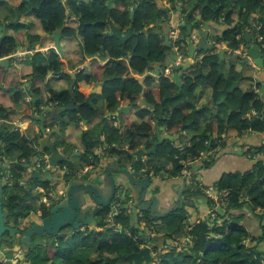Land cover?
Returning <instances> with one entry per match:
<instances>
[{
    "label": "trees",
    "instance_id": "obj_1",
    "mask_svg": "<svg viewBox=\"0 0 264 264\" xmlns=\"http://www.w3.org/2000/svg\"><path fill=\"white\" fill-rule=\"evenodd\" d=\"M117 1L121 4L120 8L110 10L107 9L105 0H68L65 3L62 0H30L26 3L29 5L28 7L22 4L19 9L22 12H27L31 9L34 15L40 19L42 28L47 34H51L65 25V19L68 17L67 13L78 21L77 25H66L62 31V38H80L81 62L90 59L88 66L85 67V71L78 75L77 80L90 82L92 78H95L97 82L103 83L102 94L112 110H115L119 106L121 99L127 100V102L136 100L142 91L140 79L144 78L143 83L147 89L145 96L149 103L156 107V111L152 115L151 120L141 121L137 125L132 123L128 125L127 139L135 140L132 151L139 147L146 134L154 130V124L151 122L154 119H159L160 124L167 129L168 133L172 131H178L177 133H179L184 128H189L192 133L194 130L197 131L199 129L201 122L208 121L206 130L200 136L193 133L192 135L186 134V136L182 134L183 138L191 137L186 140V145H182L181 148L175 147L170 142H166L164 146H161L157 157L164 160L159 163L153 160V162L149 163L148 173L153 172L154 174H158L163 172L170 177H177L184 170H188L186 165L188 163H196V167L192 166L191 168L197 169L198 166L202 169L206 168V162H199L202 159L201 152L207 149L208 151L217 150L215 148L223 140L222 136L224 134L227 137L232 131L237 136L243 135L246 131L264 132V121L259 119L263 116L264 103L262 100L253 89L244 91L236 86L229 88V85L232 86L230 81L237 83L242 79L241 73L236 71L234 62L229 65L228 73L225 75L222 69V65L224 64H218V55L208 54L201 61L197 62L198 70L193 72L194 79L184 78L183 88L182 90H178L169 76L165 74V70L167 69L165 66L166 55L170 49L165 45L164 39L160 35L158 23L162 21L166 12L156 8L154 4H151L149 7L141 4L135 11L134 20L132 21L130 11L128 10L131 3L128 0ZM197 8L198 6L191 8L190 14H193L190 17L191 19L194 18ZM185 12H188V9L183 10V13ZM210 17L214 19V8L211 10L205 9L203 12V18L208 19ZM107 19H111L112 23L120 26V28L128 29L130 26H133L135 32L138 33L125 45V50L131 57L129 63L124 59L122 45L118 38L106 32V23L104 21ZM149 24H154V26L147 29ZM18 27L19 25L14 28L17 29ZM144 29H147V34L142 33ZM261 33L264 37V33ZM240 34V29L235 25L233 29L231 28V30L225 33V36L220 41L224 42L229 48L238 49L242 43V40L237 38ZM15 46V38L12 35H7L0 45V58L13 53ZM263 52L264 49H262ZM47 54L45 56L46 54L36 51L35 58L31 60L33 71L29 76L30 81L32 79L30 89L35 94L40 92L39 88L35 87L34 84L36 79L43 81L50 71L56 75H60L63 70L59 54L55 50L53 51V49ZM106 57L108 59L104 61ZM244 59L248 58L238 57L236 64L241 61L243 62ZM157 64L161 67L160 75L158 77H145V73L150 70L153 71L154 66ZM2 75L3 70L0 67V77ZM128 76L131 78L128 80L123 79V77ZM212 84H215L221 90L217 105L214 107V114H211L205 106L199 108L196 106L198 91L205 86L211 88ZM257 85L259 86V84ZM20 86L22 85L13 83L10 80L7 89L12 92V100L23 105L24 121H29L31 105L29 104L30 107L25 105ZM223 90L227 92L225 93ZM48 93H50V99L59 100L61 106L68 102L77 103L76 100L78 99L85 100V96L78 93L71 94L69 90L56 93L48 89ZM39 106L40 103L37 104L38 108ZM79 106L82 117L88 121L94 120L97 110L87 100L81 102ZM251 111H256L258 118L249 117L248 114ZM134 113L142 120L146 119V115H149L147 110H143L138 106L134 107ZM225 113H228L226 117L223 115ZM0 118L7 121H16L19 119V115L0 105ZM4 126L0 127L3 129V133L0 130V140L2 142L0 150H4L3 154L15 152L18 156L16 163H13L12 166V181L14 183L10 187H4L3 209L9 213V216L16 218L15 210L22 201L21 191L23 186L20 185V182L23 178V163L21 161L28 162L36 154L34 143L37 133H32L31 137H23L18 131L4 129ZM111 128L110 142L113 143L116 141V130L113 127ZM134 132L137 133L134 134ZM92 133L86 134L88 142L90 141V148L97 144ZM213 135L214 141L212 140L209 145L208 142L210 138H213ZM263 147L264 145L257 147L256 153L264 152L262 151ZM93 155L91 151L87 156V162L90 165L92 163L88 159L89 156ZM3 157L5 158V156ZM3 157L1 158L4 160ZM198 159L200 160L198 161ZM257 172L262 176L264 168H259ZM248 173L254 174L255 172ZM228 176V178L223 181L221 180L216 186L218 191L227 192L226 196L228 200L223 206L224 212L220 214L221 218L214 220L213 227H210L207 221L204 220L193 225V227L187 228L186 224L188 222L184 207H181L176 213H171L161 219L160 229L165 235L162 239L176 238L175 235L181 234L177 238H186L188 241H186L187 244L183 248V256L178 257L175 249L172 252L160 254L157 264H264V251L260 250L259 246L246 244V241L252 237L241 224V220L246 214H234V210H242L245 204L251 206L253 211L258 207L264 208V194L253 193L259 191L260 189L258 188L261 187L257 186L251 189L250 185L252 183L249 180L252 177L251 175H247L243 180L240 176L236 177L237 174ZM235 177L236 180L238 179L236 190L229 185V181L235 180ZM192 178L195 181L196 175L192 176ZM241 181H245L244 183L249 185V189L248 186L247 189L249 194L253 195L250 200L252 202H247L246 198L242 201L244 196H242L241 191L244 187L241 185ZM200 189L196 184L193 185L185 197L190 199L193 196H199V193L203 194L201 191L203 189ZM11 190H15L17 194L11 192ZM208 202H210V207L213 209V201L208 199ZM123 214L126 213H122V218L118 220H121L125 227H127L129 221ZM259 217L263 219L264 215H259ZM173 225L178 226L175 230L173 229L174 232L170 229L173 228ZM190 228L191 230H188ZM156 231L157 233L160 232ZM124 235L126 236H116L114 239H106L108 242L106 246L101 245L107 236L92 239V246H89V248L90 251L91 248H96L99 256L97 260L91 258L83 260L78 254H73L71 249L74 248L70 247L68 250V264H128L127 261L121 258V255L139 251V244L133 246L137 242H134L132 239V237L137 236V230H133L132 237L127 234ZM262 238L260 237V239ZM251 239L253 242L256 241V243L258 241L255 237ZM113 242L115 246H112L111 243ZM125 248L126 253H122V250ZM158 252L160 253L161 251ZM76 257L80 261L76 262ZM43 262L44 259L41 264Z\"/></svg>",
    "mask_w": 264,
    "mask_h": 264
},
{
    "label": "water",
    "instance_id": "obj_2",
    "mask_svg": "<svg viewBox=\"0 0 264 264\" xmlns=\"http://www.w3.org/2000/svg\"><path fill=\"white\" fill-rule=\"evenodd\" d=\"M191 8L188 12L183 13L180 10V14L177 17L178 24L171 26L170 29L177 30V38L173 39L171 30L168 28V33L165 34L166 46L170 49L166 55L165 66L169 70V78L178 88L182 90L183 79L188 77L194 79L193 72L197 71V62L201 61L203 56L201 52L214 54V51L218 54L219 60L218 64L235 63L238 61V57L243 56L252 61L255 67L258 69H264V57L261 56L262 49H264V37L258 36V33H264V2L259 4V8L252 10L248 15L246 21H241L238 19L234 21V26L237 25L240 29L241 34L237 38L242 40L238 49H232L231 47L222 46L223 42L214 44L212 37L214 33H211V25L209 19H205L201 16H194L190 14ZM237 14V13H236ZM132 19L134 11H131ZM20 13H17V18L14 22L2 23V34L0 36V45L2 40L8 35L7 26H16L19 24ZM213 19V18H212ZM110 34L117 37L122 45V52L125 54V44L133 36L138 35L135 32L133 26L129 30L122 34V29L116 27L114 24L109 23ZM169 26V25H168ZM65 25L58 28L56 31L50 34L51 40L54 42V49L56 53L63 58V48L61 45L62 31ZM145 30L142 31L144 33ZM182 32L184 33L181 36ZM180 41V44H179ZM182 46V47H181ZM231 55L228 57L227 55ZM263 54V53H262ZM14 58L4 57L0 59V67L8 68L9 61ZM160 65L155 66V74L147 73L145 77H158L160 75ZM166 71V70H165ZM64 73L69 74L75 82L76 74L75 72H69L67 69ZM143 79L140 82L143 83ZM212 101L214 107L217 105L219 95L221 90L217 88L215 84H212ZM25 92L30 96V120L32 122H37V132L35 148L37 151V157L44 156L40 160L44 164H47L48 174L45 173V169H34V162L28 164H23L22 176L23 183L30 184L28 190H26V196L23 198V205H27L30 201L38 198L37 195H33L32 191L36 187V183L45 184L49 180L48 176L56 173L61 164H66L72 162L71 157L79 156L76 151L72 150L70 145L64 146L63 144L59 147V143L53 141L54 135H59L61 133L60 124V114L55 108H52L51 104H46V100L35 94L29 87L28 83H25ZM223 92H227L223 90ZM44 103V107L39 113L37 104ZM137 105L142 109H145L147 102L144 97V90L141 92ZM151 113H155V106H147ZM206 107H209L208 105ZM70 110V106L67 107ZM122 109L120 112H123ZM117 114H113L116 117ZM49 116L50 119L56 122V128L48 130L46 125V117ZM154 130L146 134L139 147L125 154H115V153H101L99 156L94 153L93 156H89V162L92 163L91 169L87 172H81L79 174H72L66 179L64 176L68 175V172L63 175L62 179L59 181L60 192L53 191L51 196V201L46 205L45 212L47 215L44 216V212H38L35 214L34 211H30L28 215L30 216V221H34L36 215L39 216L38 221L41 224H32L27 228L26 232L22 235V243L29 245V241L35 235L41 237H49L54 235H60L61 237L67 238L69 235L64 233L59 234V230L65 229L67 227L73 226L74 228L79 227L78 224H86L89 226H95L99 218L98 214L105 209L118 208L119 211L128 210L132 215V223L136 228H138L140 236L145 235L148 237L149 230L144 228L139 224V217H145L150 221H154L156 218H163L170 215V212L176 211L181 205L184 207H189L193 204L192 198L183 197V193L177 192V199L180 206H174L171 204L169 207L163 210L160 208L161 198L156 192L157 186H155L154 178L162 173L154 174L153 172L148 173L149 166L148 163L156 160L157 163L163 161L164 159H159L157 156L159 154V148L164 146L166 142H170L177 148L176 142L179 137L183 134V130H180V135L177 134H164L162 131L167 130L164 126L160 124L159 119H154ZM213 138H210L208 144L212 142ZM207 152L203 153L202 161H205ZM38 160V159H37ZM258 164V162L256 163ZM188 170H184L182 175L186 174L187 177L195 176L198 169H202L200 166L196 168V163L186 164ZM73 167H79L75 164ZM196 169V170H195ZM0 175H1V165H0ZM48 175L47 178H44ZM258 175V172H256ZM50 177V176H49ZM179 177V176H178ZM258 177V176H257ZM190 188L195 185V181L192 178L190 180ZM22 183V182H21ZM54 184V181H50ZM4 187L2 179L0 178V251L2 247V237L8 232L13 238L14 242H17L16 233H19L17 228H10L6 226V221L8 217V212L3 209V196ZM160 195V194H159ZM163 203V202H162ZM164 205V204H163ZM98 211V212H97ZM19 209L16 210V213ZM42 213V214H41ZM170 213V214H169ZM259 213V212H255ZM264 214L263 212H261ZM207 224L213 227L214 224L210 222V216H207ZM29 220V219H28ZM148 244L142 248L139 252H132L126 255H121V258L128 262V264H153L154 258L150 252V246L155 244L148 238ZM144 242H147L146 240ZM30 247V246H26Z\"/></svg>",
    "mask_w": 264,
    "mask_h": 264
},
{
    "label": "flooded vegetation",
    "instance_id": "obj_3",
    "mask_svg": "<svg viewBox=\"0 0 264 264\" xmlns=\"http://www.w3.org/2000/svg\"><path fill=\"white\" fill-rule=\"evenodd\" d=\"M29 1L30 0H20L19 4L15 7H13L14 12H15V18L11 22H14L16 20L18 12L20 13V18H21V14L26 13V12H22V10H20L19 7L22 4H25V7L26 6L28 7L29 5L26 3ZM67 1L68 0H62L63 3L67 2ZM128 1L131 3V6L128 9L130 11V15H131V11H134V15H135V11L137 10V8L141 4H144L146 7H149L151 4H154L156 8L166 12L164 14V17L162 16L163 17L162 21H159V23H158V27H160L159 28L160 29V35L164 39L165 45H166L165 34L168 33L167 32L169 29L168 25H171V23H172V18L170 16V14H171V11H173L175 9H181L183 11L185 9L194 8V7L198 6V8L195 11V16L196 17L197 16L203 17V12L205 9L211 10L214 8V19H212L211 17H210L211 19L210 18H208V19L214 21V27L211 26L212 28H211L210 32L214 33V37H212L214 44H218L219 42H222V41H220V39H222L225 36V33L227 31L231 30L232 26H234L233 20H232V16L234 14L237 13L236 14L237 15L236 21L238 19H240L241 21H246L248 15L252 12V10L259 8V4L264 2V0H180V1L128 0ZM254 1L257 2V5H256V7H252L250 9V5ZM105 4H106L107 9H109V10L120 8V5H121L117 0H105ZM67 11H69V10H67ZM67 15H68V17L65 19V26L68 25L73 18V17H70V15L68 13H67ZM20 18H19V24H20ZM131 20L132 21L134 20V19H132V15H131ZM104 22L106 23V32L108 34H110L111 30H110L109 23H112V20L107 19ZM112 24H114V23H112ZM11 26H13V25H11ZM152 26H154V24H149L147 26V29L151 28ZM13 27H15V26H13ZM116 27L120 28V26H118V25ZM129 28L124 29L121 27L122 34H125L129 30ZM164 28H168L167 31H166V29L164 31L163 30ZM147 29H144L145 32L143 34H147V31H146ZM183 34L184 33L182 32L181 36H183ZM261 34L259 33L258 36H261ZM222 46H227V45L224 44V42H223ZM63 54H64V52H63ZM122 54L125 56L124 59L126 60V62L129 63L130 58H131L130 55H128L127 52L125 54L122 52ZM214 54H217V53L214 51ZM207 55H208V53L201 52V56H203V58ZM240 57H243V56H240ZM63 58H64V56H63ZM107 59L108 58H106L105 61H107ZM222 64H224V65H222V69H223V73H224V70L226 68L228 71L229 65L231 63L224 62ZM155 66H154L153 71L150 70V71L146 72L145 75L147 73L155 74ZM218 67H217V69H218ZM62 69L63 70L61 71L60 75H56L54 73H53V75L58 79V81H64L66 83V85L63 87H60V85L49 87L47 85V83H44V81L46 79V78H44L43 81L41 82V86L38 87L40 92L37 95L43 97L46 100V104H51L52 108H55L57 110V112L60 114V121L57 123L60 124L61 133L59 135H54L53 141L55 143H59V145H58L59 147L62 144L64 146L70 145L72 147V150L76 151L79 154V156H75L74 157L75 160L70 162V163L61 164L59 166L58 171L52 175H49L50 177L48 175H45L44 178H47V176H48L50 181H54V184L50 183V181H48L45 184L36 183V187L34 188V189H36V191H32V194L34 196L37 195V197H38L37 199H38L39 204L37 205V208L35 209L34 213L38 214L39 211L40 212L43 211L44 216L42 218H44L47 215V213L45 212L46 205H48L49 202L51 201V196H52L53 191H56V192L61 191L60 190V184L61 183L59 181L62 179L63 175H65V173L68 172V175L64 176L66 179H68L67 177H70L72 174L74 175V174H79L81 172H87L92 168L91 167L92 165H90L87 162V156L91 151L94 153L96 151V153H97V151L100 150V153L105 152V153H115V154H118V153L125 154L127 151H130L128 153L132 152V146H133V143L135 140L127 139L128 138L127 127L131 123L136 124V125L138 124V122H136L135 119L136 118L139 119V116H137L134 113V107L138 106L137 102H138L140 94L143 90H144V97H145V100L147 102V106H153L149 103V101L147 100V98L145 96L147 89L145 88L144 83H141L142 91L140 92V94L136 100L127 102V100L121 99L119 106L115 110H112L109 107V103L107 102V100L103 97V94H102V90L104 87L103 83L100 82L101 83L100 92L99 93L98 92L93 93L90 91L89 88L84 89L82 87L83 82H85L87 84L86 81H84V80L78 81L77 80L78 75L81 72L85 71V67L79 68L78 70L73 71L76 74V78H75L74 83H72L73 78L69 74L64 73V70L67 68L63 66ZM227 73L228 72H226L224 74L227 75ZM147 77H150V76H147ZM129 78H131V77L130 76L123 77L124 80H128ZM48 89H51L52 91H54L56 93H60L61 91H64V90H69V92L71 94L78 93L79 95L85 96V100H87L89 102V104L95 110H97V112H96L97 115L94 118V121H98L97 122L98 130L96 128H94L92 131H90L89 130L90 121L86 120L81 115L79 104H81V102H83V101L85 102V100H79L78 99V100H76L77 103L68 102L67 104L61 106L59 100H51L50 99V93H48ZM44 105H45L44 103L40 104L39 108L44 107ZM68 106H70V110H67ZM147 106L143 110H147L149 115H146V119H143V120L141 119L142 122L144 120L147 121V120L152 119L153 113L150 112V109ZM122 109L124 111L120 112ZM40 110L41 109H39L37 112L39 113ZM113 114H117L116 117H113ZM111 121H112V124L111 125L108 124ZM29 122L34 123L31 120H29ZM22 124L23 123L18 124L19 128L18 127H17V129L14 128L15 130L13 129V131H18L21 136L25 137V135H23L20 131V128H21L20 126H22ZM35 125H36V127H38L37 122ZM46 125L48 127V130L49 129L50 130L55 129L57 127L56 122L54 120L50 119L49 116L46 117ZM111 127L115 128V130H116V141L113 143L110 142V136H111V131H112ZM74 132L77 136H75ZM89 132H93L92 134L94 135V138L97 141V144L92 148H90V141L88 142V140L86 138V134H89ZM136 133L137 132H134V134H136ZM162 135H164V134H162ZM37 136H38V133H37ZM0 142H1V140H0ZM76 142L78 143L77 144L78 146L75 147ZM34 144H37L36 138H35ZM261 155H264V152H262ZM37 156L38 155H37V151H36V154L28 162H25V161H21V162L23 164H28L30 162H34V166H33L34 169L35 168L38 170L45 169L46 170L45 173L48 174L49 171H47V169H46L47 164H44L43 161L40 160L45 155L40 156V158H38ZM0 157H3V156L0 155ZM258 159H261V158H258ZM71 160L72 159H70V161ZM16 161H17V159L9 162V161H7V158L5 156L4 160L0 162V165H1L0 178L2 179L3 187H5V186L10 187L13 185L14 182L12 181V178H13L12 166H13V163H16ZM260 162L263 163L264 161L260 160ZM75 164H77L79 167H73ZM263 168H264V165H263ZM7 171L9 172V181L4 180ZM256 177L259 180H263L261 182L264 183L263 175L261 176L258 173V175H256ZM22 180H21L22 183L19 181L20 185L23 186V189L21 191L22 201L19 203V207L17 208V209H19V212L16 213L17 209L15 210V214L18 215V217L15 218V217L9 216V213H8V217H7V221H6L7 227L17 228L19 230V233H16V236L18 237L17 242L10 244L6 247L7 248H13V246H16L15 249H17V250L21 249V247H19L17 243L19 242V243L23 244L22 243V238H23L22 235L26 232L27 228H29L33 223L38 224V225L41 224V221H38V218H39L38 215H36L34 221H30V216L28 215V213L31 211V208L30 209L28 208V204L21 206L23 204V198L26 196V190H28L30 187V184H25V183H23ZM248 189H249V185H248ZM224 193L226 194L227 192L224 191ZM187 194L188 193H186V195ZM3 196H4V193H3ZM183 197H185V194ZM246 199H247V197H246ZM3 202H4V199H3ZM181 204L182 203H180L178 201V199L176 198V203L174 206L175 207L177 205L180 206ZM3 206H4V203H3ZM181 207H184V206L181 205L180 208ZM247 208L250 210L249 205ZM263 210L264 209H261L259 211V213L263 214V213H261V212H263ZM22 213H23V215H22ZM122 213H126L123 215L126 216L128 221H129L127 227H125V225L122 223V221L121 222L118 221L119 218H122ZM20 215H22V216H20ZM98 216H99V218L97 219L98 223L95 226L94 225L89 226L86 224H80L79 223L78 224L79 227H77V228L70 226V227H67L65 229L59 230L60 231L59 234L64 233V235L65 234L69 235V237H67V238H75L76 236H78V239L81 240V243L74 242V246H77V247L74 248L75 250L74 249H71V250H72L73 254L76 253V255L78 254L79 256L83 255V257H81L83 260L84 259H87V260L90 259V257H89V246H92L91 240L92 239H99V238L105 236L107 234L108 230H111L114 234L126 233L128 236L132 237L133 236V230L135 229V230H137V236L132 237V239H133V241L139 242L138 243L139 244V247H138L139 251L148 244V242H149L148 238L149 237H151L150 240L155 244L154 246H150L151 254L154 253L153 252L154 250L160 251L162 249V248H159L160 247L159 242L153 241L154 239H159V237H158L159 234L155 233L157 226L155 224H153L154 223L153 221H150L146 225L145 219L148 221L146 216L145 217H139V224L141 226H143L144 228L145 227L148 228L149 234H148L147 238H145V235H143V236L139 235V230L132 223V215L128 210L119 211L117 207L113 208V209H105V210H102L101 212H99ZM263 220H264V218H263ZM105 221L107 224H105L104 226H101L103 224V222H105ZM161 223H162V220H161ZM158 224L161 225L160 223H158ZM6 233L8 234L9 238L11 240H13V238L10 236V234L8 232H6ZM62 239H65V238L56 234L52 237L51 236L41 237L35 243H34L33 239L31 238V240L29 241V245H26V244H23V245L30 246V247H27L29 249H32L34 246H39V248L43 249V248H46L49 244H52V245L58 247V246H63V245H60V243H59V241L62 242ZM145 240L147 242H144ZM94 245H96V244H94ZM69 249L70 248H68V250ZM82 250H83V253L80 254V252ZM44 251H42V253H41L42 257L44 259L43 264H53V263H51L50 260L47 259L48 255H45V256L43 255ZM139 251H134V252H139ZM20 252L21 253H20L19 259L20 260H27L26 259L27 258L26 253L24 251H22V249ZM85 254H87V255H85Z\"/></svg>",
    "mask_w": 264,
    "mask_h": 264
},
{
    "label": "crops",
    "instance_id": "obj_4",
    "mask_svg": "<svg viewBox=\"0 0 264 264\" xmlns=\"http://www.w3.org/2000/svg\"><path fill=\"white\" fill-rule=\"evenodd\" d=\"M20 0H0V7L3 9L2 12L0 11V36L2 34V23H9L15 18V12L14 8L19 4ZM181 9H175L171 11V18L172 23L169 25V29L171 26H175L178 24L177 17L180 14ZM237 15L234 14L232 16L233 24L236 20ZM74 19L72 18L71 22L69 24H72V21ZM211 26L214 27V21L210 20ZM75 25V24H72ZM17 26V25H16ZM167 31V28H164L163 30ZM7 34L12 35L16 40V46L14 48L13 53L6 57L14 56L9 61L8 68H2L3 75L0 77V105H3L8 110L14 112L15 114L19 115V119L15 122L17 123H23L22 126H20V131L23 135L26 137H31L32 133L37 132V127L33 123L29 122L28 120L24 121V108L22 109L21 103H16L12 100V92L9 91L7 88L9 87V82L12 80L13 83H18L21 87H25V83H28V87L30 88L31 81L29 79L30 74L33 71V67L31 65V60L33 59V53L36 51H40L44 54H47L49 50L54 48V42L50 38V34H47L44 32L41 21L39 18H37L34 15V12L32 10L27 11L26 13L21 14L20 18V24L17 29H15L13 26H7ZM158 30V29H157ZM171 30V29H170ZM61 45L64 52V58L63 60H66L67 62H71L75 67L71 68L65 64V67L68 69L69 72H73L75 70H78L79 68L87 67L88 63L90 62V59H86L85 61L81 62V54H80V38H62L61 39ZM37 46V47H36ZM228 57H231V55H227ZM261 56L264 57V54L261 53ZM4 58V57H2ZM0 58V59H2ZM244 58V57H242ZM104 60V59H103ZM105 61V60H104ZM65 63V61H64ZM228 66V65H227ZM236 71H239L241 73L242 79L234 83L230 81L229 88H233L234 86L241 88L242 90H254L256 95L262 100L264 103V69H258L257 67L252 64V61L250 59H244V61L239 62L235 64ZM228 72L227 68L224 70V73ZM226 75V74H225ZM28 77V78H27ZM34 81V80H33ZM42 80L36 79L34 81L35 87L41 86ZM44 83H47V85L50 86H57L60 85V87H63L66 85L64 81H58V79L53 75V72H49L47 74V77L44 81ZM259 84V86L257 85ZM82 87L89 88L91 92H100L101 83L97 82L95 78H92L90 82L82 83ZM23 98L25 102L30 101V96L25 92V90L22 91ZM212 101V88L205 86L201 88L198 91V99L196 101V106L202 107V106H210ZM263 116L260 117V120L264 121V109L262 112ZM225 117L228 115V113L223 114ZM249 117L258 118V115L256 111H251L248 114ZM3 119L0 118V121ZM138 124L142 121L141 119H135ZM97 122L95 121V128L98 130ZM154 124V120L151 121ZM208 121H203L200 123L199 129L197 131L194 130L192 132L193 134H200L206 130ZM17 129L19 128V125H11L9 130L11 129ZM85 128V127H84ZM14 129V130H15ZM178 131H172V134L180 135V133H177ZM170 133V132H169ZM167 130L162 131V134H169ZM189 128H184L183 134L186 136V134L192 135ZM75 134V132H74ZM75 136H77L75 134ZM180 136L179 140L176 142L177 146L186 145V140L190 138L191 136L185 137ZM213 141H214V135ZM223 140L218 144V147H216L215 151L205 150L201 152V156L203 158V153L207 152V156L205 157V161H202L201 157L198 159L200 163L206 162L205 166L206 168L198 169L196 176H197V182L199 184V187L203 190V194H199V196L192 198L193 204L186 208V216H187V228L190 226L193 227V225L200 223L201 221L206 220L207 216H210V222L212 223V208L210 207V202H208V190L210 188H213V191H211L212 194H214V190H217L216 186L219 184V182L224 179H226V176L228 175H235L242 172H255V166L257 164L254 163L253 158L255 157V154L258 156V153H256V148L264 145V132H249L246 131L243 135L237 136L236 133L230 132L227 137L226 134L223 136ZM78 143H75V147L78 146ZM222 145V146H221ZM215 152L218 153V157L215 159L214 154ZM103 153V152H102ZM216 153V154H217ZM17 154V153H16ZM94 154V152H93ZM95 154L99 156L100 150L95 151ZM258 158H261L259 160L264 161V155H259ZM6 160V159H5ZM7 161H13L12 158L7 159ZM202 161V162H201ZM8 162V163H9ZM259 162V161H258ZM90 168V167H89ZM162 174L159 176H155L154 178V184L157 186V190L155 193L158 194V196L162 197L160 208L166 209L171 204L175 205L176 203V197L177 192H182L183 196L188 191V187L190 186V180H192V176L187 177L186 174L182 176L177 177H170L169 175L161 172ZM196 182V180H195ZM196 184V183H195ZM197 184V186H198ZM160 194V195H159ZM245 198L242 199V201ZM164 204V205H163ZM248 205L245 204L244 208L242 210H234V214L244 215L243 219L241 220V224L248 230L250 235L252 237H263L264 235V220L259 217V215L264 214H252L250 210L247 208ZM257 209L261 210L260 207ZM233 212V211H232ZM259 212V211H256ZM258 215V217H256ZM166 217V216H165ZM164 218V217H163ZM161 218V219H163ZM215 220V217H214ZM163 226V225H162ZM188 230H191L188 229ZM157 233V231H155ZM159 234L158 237L161 239L164 237V233ZM166 234V233H165ZM250 237L246 244L255 245V242ZM263 239V240H262ZM260 239L259 249L264 251V238ZM171 241V240H169ZM177 243L175 246H185L187 244L186 241L188 239L186 238H177ZM248 242V243H247Z\"/></svg>",
    "mask_w": 264,
    "mask_h": 264
},
{
    "label": "rangeland",
    "instance_id": "obj_5",
    "mask_svg": "<svg viewBox=\"0 0 264 264\" xmlns=\"http://www.w3.org/2000/svg\"><path fill=\"white\" fill-rule=\"evenodd\" d=\"M86 1H88V0H86ZM255 2V3H254ZM251 5H250V7H256V5H257V2L256 1H254ZM2 8L0 7V11L2 12ZM77 20L76 19H74L73 21H72V24H75V25H77ZM259 34V33H258ZM257 37H258V35H257ZM37 47V46H36ZM53 49V48H52ZM52 49L51 50H49V52H51L52 51ZM55 49H53V51H54ZM55 52H56V50H55ZM48 53V52H47ZM44 54V53H43ZM263 54H264V52H263ZM48 54H46L45 56H47ZM35 56V53H33V56H32V58H35L34 57ZM107 58V57H106ZM64 61H65V63H64ZM61 64L65 67V64L67 65V66H69V67H71V68H74L75 66L71 63V62H67L66 60H63L62 58H61ZM21 88H24V87H21ZM22 90V89H21ZM29 104H30V101H28V102H25V105L26 106H28V107H30L29 106ZM211 104L212 105H210L209 107H206V108H208L209 110V112L211 113V114H214V105H213V101H211ZM24 107H23V105H22V109H23ZM23 113H24V111H23ZM66 115V114H65ZM34 125L36 124V122H34L33 123ZM108 124H112V121L111 122H109ZM3 125H5L4 126V129H8L9 130V128H10V126L11 125H14V121H11V120H9V121H7V120H2L1 122H0V127L1 126H3ZM89 126H90V128H89V130L90 131H92L94 128H95V121L94 120H92V121H90V123H89ZM11 129H13V127H11ZM0 130H2V133H3V129L2 128H0ZM54 139V138H53ZM3 149L2 150H0V155L1 156H6V158L7 159H10V158H12L13 160H15V159H17V154L15 153V152H9L8 154L6 153V154H3ZM262 151H264V147L262 148ZM261 153L262 152H259L258 153V156L259 155H261ZM258 156L255 154V157L253 158V160H251V161H254V163L256 164L258 161H259V163L255 166V173L254 174H249V173H246V172H240V173H238L237 174V176L236 177H238V176H240V178L243 180L247 175H251L252 177L249 179L250 180V183H252L251 185H250V187H251V189L253 188V187H257V186H259V187H261V188H258V189H260L259 191H260V193H259V191H257V192H253L254 194H264V183L263 182H261V181H263V180H259V179H257V177H256V172L257 171H259V168H261V167H263V165H264V162L263 163H261L260 162V160L258 159ZM218 157V153L217 154H214V158L216 159ZM2 158L0 157V161H3V159L1 160ZM71 159H72V161H74L75 160V158L74 157H71ZM149 166V163L147 164V167ZM229 176H226V178H228ZM236 177L234 178L235 180H231V181H229L230 183H229V185H231L235 190L237 189V187H238V179L236 180ZM263 179H264V174H263ZM195 180H196V186H197V184H198V180H197V176H196V178H195ZM246 181V180H245ZM244 181V182H245ZM243 181H241V185H243V190L241 191V194H242V196H244V198H246L247 197V202H249L250 200H251V198L253 197V195L252 194H249V191L247 190V184H245ZM226 184H228V183H226ZM198 186H199V184H198ZM196 189V188H195ZM209 191V190H208ZM11 192H14L15 194H17V192L15 191V190H11ZM208 193V192H207ZM206 193V194H207ZM200 194V193H199ZM42 195V194H41ZM195 197H197V196H195ZM194 197V198H195ZM187 198V197H186ZM209 199H211V198H209ZM212 201H213V207L214 208H216L217 209V211H213L212 212V217H213V219H212V223L211 224H214V217H215V219H218V218H221L220 217V214H222L223 212H224V208H223V206L226 204V202H227V200H228V198H227V196H226V194L224 193V192H220V191H218V190H214V199H211ZM250 202H252V201H250ZM39 204V202H38V199L36 198V199H34V200H32V201H30L29 203H28V208L30 209L31 208V211H35V209L37 208V205ZM185 209L187 208V207H184ZM262 208V207H261ZM262 209H264V208H262ZM177 211H179V208L176 210V211H173V212H170V213H176ZM256 211H260L259 209H257L256 208V210H252V208H251V206H250V212L252 213V214H255V212ZM169 213V214H170ZM22 215H23V213H22ZM22 215H20V216H22ZM18 217V215L16 216V218ZM256 217H258V216H256ZM262 219V218H261ZM118 221H121V220H118ZM206 221V220H205ZM150 222V220L148 219V221L145 219V223H146V225L148 224ZM154 223L153 224H155L157 227V229L156 230H158V231H160L159 233L160 234H162V231H161V229H160V227H161V225L160 226H158L159 224L158 223H160L161 224V220L159 219V218H156L154 221H153ZM105 224H107L106 223V221L105 222H103V224L101 225V226H104ZM187 225V224H186ZM178 226H175V225H173V228H170L171 230H175L176 228H177ZM264 228V227H263ZM174 230H173V232H174ZM124 234H126V233H120V234H114L111 230H108V232H107V234L105 235V236H107V238H105L103 241H104V243L101 245V246H106L107 244H108V242H107V240L106 239H114L116 236H122V237H125L126 235H124ZM139 235H140V233H139ZM104 236V237H105ZM176 236V238L177 237H179V236H181V234H177V235H175ZM41 238V236H34L32 239H33V241H34V243L38 240V239H40ZM176 238H172V239H169V238H167V239H154L153 241H155V242H159L160 243V247L159 248H162L160 251V253L158 252V250L156 251V250H154L153 252V254H152V256L154 257V263L153 264H157V262H158V260H159V255L160 254H165V253H168V252H172V251H174L175 249H176V255L178 256V257H181V256H183V248H184V246H175L176 245V243H177V241H176ZM263 238H264V235H263ZM259 239H260V237H257L256 238V240H258L257 241V243H256V241H255V245L256 246H259V244H260V241H259ZM169 240H171V241H169ZM263 240V239H262ZM74 242H78V243H81V240L80 239H78V236H76L75 238H65V239H62V242L61 241H59V243H60V245H63V246H54V245H52V244H49L46 248H39V246H34L32 249H29V248H27L25 245H23V244H21V243H17L18 244V246L19 247H21V249H22V251H24L25 253H26V256H27V260H20L19 259V262H12V264H41L42 263V261H43V257H42V251H44V253H43V255L45 256V255H48V257H47V259L48 260H50L51 261V263H53V264H68L69 262H68V260H69V258H68V255H69V251H68V248H70V247H73V248H75V246H74ZM135 242V241H134ZM133 242V243H134ZM137 242V241H136ZM2 246L3 247H1V250L4 248V246L6 247V246H8V245H10V244H13V243H15L13 240H11L10 238H9V236H8V234L7 233H5L4 235H3V237H2ZM92 243V242H91ZM138 243L139 242H137V243H134V245L133 246H135V245H138ZM248 243V242H247ZM112 244V246H115V243L113 242V243H111ZM17 246V247H18ZM109 246H111V245H109ZM123 246V245H122ZM127 246V245H126ZM10 247V246H9ZM77 247V246H76ZM15 248H16V246H13V248H11V250H12V252H10V254H9V256L11 255L12 257H16L17 256V253L16 252H14V251H16L15 250ZM83 253V250L80 252V254H82ZM86 253V252H85ZM122 253H126V248L125 249H123L122 250ZM74 254H76V253H74ZM85 255H87V254H85ZM81 257H83V255L81 256ZM89 257L91 258V259H93V260H97L98 258H99V256H98V254H97V251H96V248L95 247H93V248H91V251H90V248H89ZM75 261L77 262V261H80L77 257L75 258ZM124 262V261H123ZM124 263H126V262H124Z\"/></svg>",
    "mask_w": 264,
    "mask_h": 264
},
{
    "label": "built area",
    "instance_id": "obj_6",
    "mask_svg": "<svg viewBox=\"0 0 264 264\" xmlns=\"http://www.w3.org/2000/svg\"><path fill=\"white\" fill-rule=\"evenodd\" d=\"M171 34H172V38H177V30H171ZM165 74L166 75H168L169 74V70L168 69H166V71H165ZM1 122V121H0ZM17 124H20V123H17V122H15L14 121V125L16 126ZM0 144H1V142H0ZM4 180H7V181H9V172L7 171L6 172V175H5V178H4ZM211 191H213V188H210V190L208 191V198H211V199H214V194H212L211 193ZM212 211H217V209L216 208H213V210ZM16 251H14V252H16L17 253V256L16 257H12L11 255L9 256V254H10V252H12V250H11V248H7V247H4L1 251H0V264H12V262H19V256H20V251H21V249L20 250H17V249H15Z\"/></svg>",
    "mask_w": 264,
    "mask_h": 264
},
{
    "label": "clouds",
    "instance_id": "obj_7",
    "mask_svg": "<svg viewBox=\"0 0 264 264\" xmlns=\"http://www.w3.org/2000/svg\"><path fill=\"white\" fill-rule=\"evenodd\" d=\"M167 76H169V74Z\"/></svg>",
    "mask_w": 264,
    "mask_h": 264
}]
</instances>
